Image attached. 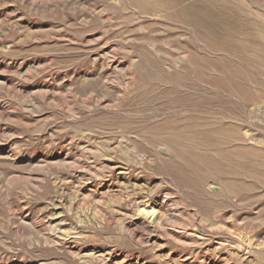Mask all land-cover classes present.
I'll list each match as a JSON object with an SVG mask.
<instances>
[{"label": "rangeland", "instance_id": "1", "mask_svg": "<svg viewBox=\"0 0 264 264\" xmlns=\"http://www.w3.org/2000/svg\"><path fill=\"white\" fill-rule=\"evenodd\" d=\"M0 264H264V0H0Z\"/></svg>", "mask_w": 264, "mask_h": 264}, {"label": "bare ground", "instance_id": "2", "mask_svg": "<svg viewBox=\"0 0 264 264\" xmlns=\"http://www.w3.org/2000/svg\"><path fill=\"white\" fill-rule=\"evenodd\" d=\"M174 2V1H173ZM154 3V2H152ZM185 13L190 14L192 19L200 24L207 25L208 28H213V19L210 17L209 13L207 12L206 8L202 5H188L186 6L183 11Z\"/></svg>", "mask_w": 264, "mask_h": 264}]
</instances>
